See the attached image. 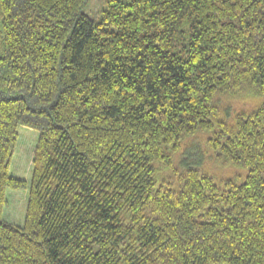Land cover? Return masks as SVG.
Instances as JSON below:
<instances>
[{
  "label": "trees",
  "instance_id": "trees-1",
  "mask_svg": "<svg viewBox=\"0 0 264 264\" xmlns=\"http://www.w3.org/2000/svg\"><path fill=\"white\" fill-rule=\"evenodd\" d=\"M89 1L0 0V264H264V0Z\"/></svg>",
  "mask_w": 264,
  "mask_h": 264
},
{
  "label": "rangeland",
  "instance_id": "rangeland-1",
  "mask_svg": "<svg viewBox=\"0 0 264 264\" xmlns=\"http://www.w3.org/2000/svg\"><path fill=\"white\" fill-rule=\"evenodd\" d=\"M104 7V0H90L85 13L90 17L97 18L98 14ZM255 106V102H233L230 104V114L235 111L249 110ZM230 118V116H229ZM18 140L10 162V176L25 180L28 185L32 177V155L35 149L38 132L26 127H18ZM196 147L185 160L187 162H197L201 159V169L216 180L221 178H229L240 173L237 169H222L213 164L212 158L206 152L203 138H199ZM245 173V172H244ZM242 175V174H241ZM28 189L26 190H6L7 205L3 209L2 218L7 221L15 222L16 225H23L25 218V209L27 204Z\"/></svg>",
  "mask_w": 264,
  "mask_h": 264
}]
</instances>
